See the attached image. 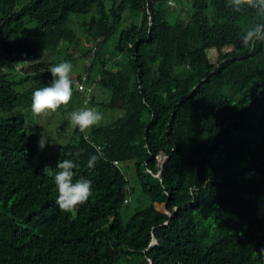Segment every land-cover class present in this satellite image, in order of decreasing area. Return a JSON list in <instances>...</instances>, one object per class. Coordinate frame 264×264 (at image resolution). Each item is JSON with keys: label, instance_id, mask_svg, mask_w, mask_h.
I'll return each mask as SVG.
<instances>
[{"label": "trees", "instance_id": "16d2710c", "mask_svg": "<svg viewBox=\"0 0 264 264\" xmlns=\"http://www.w3.org/2000/svg\"><path fill=\"white\" fill-rule=\"evenodd\" d=\"M176 6L0 0V110L30 108L33 92L52 83L50 67L75 57L90 61L84 82L96 80L84 105L76 89L77 109L117 110L85 133L73 128L43 158L23 114L0 115V264H264V41L242 43L256 12L234 13L226 0ZM118 54L128 61L113 68ZM96 88L107 101L93 99ZM91 156L99 157L93 169ZM65 159L77 165L74 182H92L72 213L56 204ZM125 162L148 204L124 221L133 190Z\"/></svg>", "mask_w": 264, "mask_h": 264}, {"label": "clouds", "instance_id": "9594fccd", "mask_svg": "<svg viewBox=\"0 0 264 264\" xmlns=\"http://www.w3.org/2000/svg\"><path fill=\"white\" fill-rule=\"evenodd\" d=\"M166 4L168 7L174 6L176 0H166ZM226 6L234 13H242L247 9H253L256 12L258 22L248 27L242 36V43L245 47L253 48L258 41H264V0H226ZM49 71L53 77L50 86L36 89L31 97V112L38 118L51 117L61 107L67 109L73 96L74 82L71 62H60L50 67ZM103 119V114L91 107L74 110L69 116L70 125L78 128L81 133L99 126ZM38 144L41 150L48 144L43 134ZM98 159V156H91L87 161V167L93 169ZM76 167L77 165L68 159L58 161L57 164L59 171L54 177L58 191L56 204L62 212H75L92 195L91 180L81 177L74 182V169Z\"/></svg>", "mask_w": 264, "mask_h": 264}, {"label": "rangeland", "instance_id": "374dc122", "mask_svg": "<svg viewBox=\"0 0 264 264\" xmlns=\"http://www.w3.org/2000/svg\"><path fill=\"white\" fill-rule=\"evenodd\" d=\"M184 7L187 6L188 4L186 2L183 3ZM179 11V7L176 5L174 6H169V12L170 13H176ZM209 58L212 62L215 61L217 52L215 49H210L208 52ZM52 56L48 57L51 59ZM61 57V54H60ZM5 60L4 52L2 50V47L0 45V63H2ZM34 61H39V58H35ZM65 60L63 58H59L58 61H56L55 65L64 62ZM128 61L127 56H124L122 54H118V56L112 61L111 66L113 68H121L123 65H125ZM71 62L73 65V71H72V79H73V96L70 104L68 105L67 109L61 107L54 115L51 117H46V118H38L34 116L31 112V107L28 108L24 107L22 105H13L6 110H0V115L9 113L12 111H20L25 118V124L30 125L33 127L35 130H37V134L39 135V139L41 135L45 137V139L48 141V144L46 147L41 150L39 148L37 158H43L47 154H50L54 151L57 150V148L66 142H68L71 131L73 130L74 127L70 125V120L69 116L70 113L74 110H77V101H76V85H75V80L79 76V74L82 73L83 68H84V61L80 60L78 57L73 58L72 60L68 61ZM8 71H11L12 76L14 79H18L22 73V69H17L15 64L12 62L11 64L8 65ZM37 82V81H33ZM31 85L30 81H26L25 83L19 85L18 87L16 86L15 89L18 91H23L26 88H28ZM92 97L96 101H107L108 96L105 91H102L101 89H97L92 93ZM85 107H91L95 108L98 110V107L96 105H90L88 104ZM103 114V121L101 124L107 123L111 121L115 116L117 115V110L116 108L111 109V108H103L102 111H100ZM37 127V128H36ZM34 130V131H35ZM129 162H125L121 164L120 168L124 175L126 176L127 182H128V188L133 187V190L131 193H129V201L124 204L121 209H120V214L122 216V219L125 221L138 207H143L146 204H148V199L146 196L141 192V189L139 185L136 183L135 179H132V173L133 170L132 168H129ZM264 196H261L259 199L261 209H260V214L264 218ZM157 208L164 210L162 205H157Z\"/></svg>", "mask_w": 264, "mask_h": 264}, {"label": "built area", "instance_id": "2783aa9c", "mask_svg": "<svg viewBox=\"0 0 264 264\" xmlns=\"http://www.w3.org/2000/svg\"><path fill=\"white\" fill-rule=\"evenodd\" d=\"M89 45H91V44H89ZM84 64H85V66H88L89 65V59L88 58H86L85 60H84ZM86 77H87V71L86 70H84L82 73H81V76H80V79H76L75 80V85H76V89L78 90V91H80L82 94H83V101H82V104L84 105L86 102H87V100L89 99V95H90V92L92 91V88L95 86V82H96V80H94V81H92L90 84H86L85 82H84V80L86 79ZM98 78V77H97ZM96 147V149L97 150H99V146L98 145H96L95 146ZM113 163L115 164V165H119L118 164V161H116V160H114L113 161ZM129 201V197H126V198H124V200H123V203L125 204V203H127Z\"/></svg>", "mask_w": 264, "mask_h": 264}]
</instances>
